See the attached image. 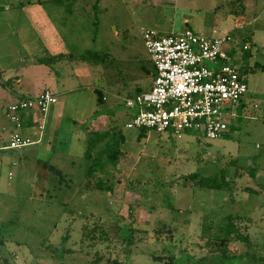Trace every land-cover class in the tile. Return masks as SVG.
<instances>
[{"label":"rangeland","instance_id":"rangeland-1","mask_svg":"<svg viewBox=\"0 0 264 264\" xmlns=\"http://www.w3.org/2000/svg\"><path fill=\"white\" fill-rule=\"evenodd\" d=\"M42 4L62 41L58 58L39 66L59 72L53 93L60 117L58 124L47 120L40 145L2 149L12 125L6 108L19 88L14 73L0 78V264H264V0ZM146 29L229 36L222 48L235 55L248 87L230 119L232 130L209 139L153 129L142 135L125 126V99L148 91L154 75ZM29 51L37 55L40 44ZM26 77L39 84L30 72ZM94 90L106 101L97 103ZM114 125L123 136L121 157L105 177L112 189L98 190L90 183L96 177L86 178L84 155L90 131ZM221 169L227 189L183 185L191 173ZM228 214L242 217L249 243L231 242L227 256L212 253L204 243ZM102 225L110 232L105 240L82 239L83 226L92 231Z\"/></svg>","mask_w":264,"mask_h":264},{"label":"built area","instance_id":"built-area-1","mask_svg":"<svg viewBox=\"0 0 264 264\" xmlns=\"http://www.w3.org/2000/svg\"><path fill=\"white\" fill-rule=\"evenodd\" d=\"M142 37L154 77L148 91L125 99V106L132 112L125 126L176 135L198 132L209 139L226 134L230 119L248 91L235 55L222 48L230 41L229 36L207 37L189 29L163 35L146 29ZM207 61L219 64L210 68ZM56 103L57 96L44 89L35 97L8 105L5 114L13 131L2 149H22L33 144L35 141L22 133L24 117H37L35 130L41 137L45 115Z\"/></svg>","mask_w":264,"mask_h":264},{"label":"crops","instance_id":"crops-1","mask_svg":"<svg viewBox=\"0 0 264 264\" xmlns=\"http://www.w3.org/2000/svg\"><path fill=\"white\" fill-rule=\"evenodd\" d=\"M25 2L26 0H0V78L4 79L3 74L6 72L16 75L15 81L19 91H12L10 100H13V103L19 99L35 97L44 89H50L54 92L56 86L53 78L59 72L53 68H39V66H45V64L37 63L36 60L44 56H55V59L62 52V50L59 52L60 47L62 48V41L56 27L47 13L40 9L43 6L42 0H37L35 3L34 0H31L28 5H25ZM37 26L41 30L40 32L36 30ZM42 34L44 35L43 38ZM35 43L40 44V53L37 55L29 51ZM13 62L16 64L15 68L10 67ZM29 72L39 81V84L29 83L30 81L26 77ZM153 77L154 75H152V81ZM104 99L106 101L105 96ZM55 105L50 106L45 115L41 137L35 130L37 117H24L22 133L30 136L35 141L29 146L42 143L48 119L58 124L60 112L56 110ZM9 129L11 135L13 125Z\"/></svg>","mask_w":264,"mask_h":264},{"label":"trees","instance_id":"trees-1","mask_svg":"<svg viewBox=\"0 0 264 264\" xmlns=\"http://www.w3.org/2000/svg\"><path fill=\"white\" fill-rule=\"evenodd\" d=\"M52 1L59 2L61 0ZM244 6L245 5L241 4L240 13L238 15L244 12ZM54 57L55 56H44L42 58H38L36 61L46 64L49 63V61L53 60ZM239 71L241 76H244V72L240 67ZM94 91L98 93V96L96 98L97 103L102 104L105 101L104 96L100 92H98V90ZM241 104L242 102L240 103V106ZM131 116L132 112L129 110V118ZM230 128L232 130L231 124L229 125V130ZM139 129L142 130V135L145 133V130H147L145 128ZM118 131L119 130H116L115 125L111 127L110 131L101 132V130L97 129H93L92 131H90L91 137L88 139L87 149L85 151L84 157L85 160L89 162V167L86 170V178L96 177L93 182H90L92 183L91 187L95 189L107 191H110L112 189L111 185H106L107 179H105V177L108 174L109 168L116 166L121 157L120 146L123 142V136ZM99 142H101L102 144L98 145ZM228 165H235V161L230 162V164ZM254 171V169L250 171V175L252 177L255 176ZM188 183H192L201 188H208L213 190L227 189L229 186L226 169H221L214 175L209 176H201L198 173H191L187 176H184L183 179V185H187ZM241 218L242 217L239 215H226L222 224L213 232V235L209 236L210 239L205 241L204 246L208 247L212 253H220L221 255L227 256L225 253L230 251L229 244L231 242H243L245 244L249 243V236L246 235L247 233L244 232L242 230V226H240ZM164 228L165 226L162 224L161 228L157 230L160 231ZM82 230V239L90 240L93 243H97L102 239L105 240V237L110 234L109 230L105 229L103 225L95 226L92 231H89L85 226H83ZM171 259L173 258L171 257ZM171 263L172 262H170L169 264Z\"/></svg>","mask_w":264,"mask_h":264}]
</instances>
